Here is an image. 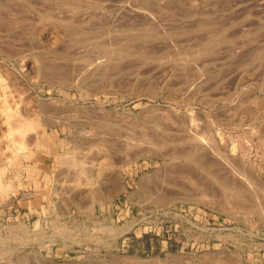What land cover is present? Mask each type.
Listing matches in <instances>:
<instances>
[{
    "label": "rangeland",
    "instance_id": "374dc122",
    "mask_svg": "<svg viewBox=\"0 0 264 264\" xmlns=\"http://www.w3.org/2000/svg\"><path fill=\"white\" fill-rule=\"evenodd\" d=\"M0 50V264H264V0H0Z\"/></svg>",
    "mask_w": 264,
    "mask_h": 264
},
{
    "label": "crops",
    "instance_id": "0c3cea01",
    "mask_svg": "<svg viewBox=\"0 0 264 264\" xmlns=\"http://www.w3.org/2000/svg\"><path fill=\"white\" fill-rule=\"evenodd\" d=\"M43 159L35 164V170L39 176L33 177V189L30 199L26 202L25 216L32 226L33 235L41 226L51 230L54 224H63L67 219L72 218L74 215L73 208L77 204L70 202L68 205L59 199H56L57 183L55 180V173L60 166L57 156H43ZM131 179L127 176L126 182L130 186ZM114 204L111 203L109 207L113 208ZM127 206V200L120 196L116 200V207L123 208ZM87 214H90L87 213ZM44 231V230H43Z\"/></svg>",
    "mask_w": 264,
    "mask_h": 264
},
{
    "label": "bare ground",
    "instance_id": "6f19581e",
    "mask_svg": "<svg viewBox=\"0 0 264 264\" xmlns=\"http://www.w3.org/2000/svg\"><path fill=\"white\" fill-rule=\"evenodd\" d=\"M152 34H153V33H152ZM149 35H150V34H149ZM136 42H137V41H136ZM208 42H209V41H208ZM139 44H140V43H139ZM197 45H198V44H197ZM130 46H131V45H130ZM10 47H11V46H10ZM134 47H135V46H134ZM137 48H138V47H137ZM140 48H141V47H140ZM1 49H3V48H1ZM4 50H6V49H4ZM0 51H1V50H0ZM8 109H10V107H9ZM6 115H7V114H6ZM8 117H10V116L7 115V117H6L7 119H6V121L9 120ZM10 118H12V117H10ZM11 120H12V119H11ZM6 121H5V122H6ZM9 122H10V121H9ZM6 123H7V122H6ZM10 124H11V123H10ZM21 125H22V124H21ZM25 126H26V125H25ZM19 128H20V127H19ZM23 129H24V128H23ZM23 129H22V130H23ZM10 130H11L10 132H12L13 129H10ZM17 130H18V128H17ZM17 130H16V131H17ZM22 130H21V128H20V129L17 131V133H19V134H18L19 136H20V134H23V131H22ZM24 131H25V130H24ZM12 133H13V132H12ZM213 134H214V133H213ZM211 135H212V134H211ZM214 137H215V136H214ZM147 138H148V137H147ZM150 138H151V137H150ZM204 138H205V137H204ZM212 139H213V138H212ZM148 140H149V139H148ZM155 140H156V139H155ZM155 140H154V141H155ZM214 141H215V140H214ZM216 141H218V140L216 139ZM216 141H215V142H216ZM221 141H222V140H221ZM164 143H165V142H164ZM216 144H217V143H216ZM216 144H215V145H216ZM154 145H155V144H154ZM190 145H192V144H190ZM213 146H214V145H213ZM157 147H158V144H157ZM194 147H195V146H194ZM198 147H199V145H198ZM186 148L188 149V147H186ZM218 148H219V146H218ZM153 149H154V148H153ZM181 149H183V147H182ZM181 149H178V151L181 150ZM184 149H185V148H184ZM195 149H196V148H195ZM203 149H204V148H203ZM203 149H201V150L203 151ZM216 149H217V148H216ZM219 149H220V148H219ZM176 150H177V148H176ZM192 150H193V149H192ZM192 150H189V151H192ZM217 150H218V149H217ZM223 150H224V149H223ZM182 151H183V150H182ZM182 151H181V152H182ZM214 151H215V150H214ZM220 151H221V150H220ZM166 152H168V151H166ZM166 152H165V153H166ZM199 152H200V151H199ZM165 153H164V154H165ZM178 153H179V152H178ZM184 153H185V154H184ZM186 153H187V152H185V150H184L183 153H180V156H181V154H184V156H185ZM227 154H228V153H227ZM227 154H226V155H227ZM174 155L176 156V155H179V154H177L176 151H174V149H173V151L170 150L168 153H166L165 155H162V156H164V157H166V156H167V157H172V156H173V157H174ZM206 155H207V154H206ZM180 156H179V157H180ZM184 156L182 155V157H184ZM197 156H198V155H197ZM61 157H62V156H61ZM201 157H202V156H201ZM196 159H197V158H196ZM196 159H195V160H196ZM198 159H199V158H198ZM190 160H191V159H190ZM202 160H204V159H202ZM202 160H201V161H202ZM205 168H206V167H205ZM207 170H208V169H207ZM187 171H188V170H187ZM237 172H238V171H237ZM237 174H238V173H237ZM217 175H218V174H217ZM234 176H235V175H234ZM241 176H242V175H241ZM217 177H218V176H217ZM224 178H225V177H224ZM232 178H233V177H232ZM240 178H241V177H240ZM248 178H249V177H248ZM241 179H242V178H241ZM250 179H251V178H250ZM236 180H237V179H236ZM236 180H235V183H236ZM229 181H230V180H229ZM254 181H255V180H253V182H254ZM250 182H251V181H250ZM197 183H198V182H197ZM227 183H228V179H227ZM239 183H242V182H239ZM246 183H247V182H246ZM193 184H194V183H193ZM199 184H200V183H199ZM199 184H198V185H199ZM202 184H203V183H202ZM202 184H201L200 186L203 188L204 184H203V185H202ZM207 184H208V183H207ZM232 184H234V183H232ZM251 184H252V182H251ZM259 184H260V183H259ZM259 184H258V185H259ZM235 185H236V184H235ZM258 185H257V182H256V181H255V183L253 184V186H254L256 189H257V188H258V189H261V188H259L260 186H258ZM197 187H198V186H197ZM204 187H205V186H204ZM207 187H208V186H207ZM232 187H233V186H232ZM251 187H252V186H251ZM199 188H200V187H199ZM249 188H250V187H249ZM255 188H254V190H256ZM203 189H204V188H203ZM197 190H198V189H197ZM200 190H202V189H200ZM207 190H208V189H207ZM210 190H211V189H210ZM241 190H242V189H241ZM241 190H240V191H241ZM202 191H203V190H202ZM204 191H206V189H204ZM241 193H243V191H242ZM241 193H239V195H241ZM202 194H206V192H204V193H202ZM233 194H234V193H233ZM237 195H238V194H237ZM253 195H254V194H253ZM206 196H208V195H206ZM244 196H246L245 193H244ZM239 197H241V196H239ZM247 197H248V196H247ZM204 198H205V197H204ZM204 198H203V199H204ZM235 198H238V197H235ZM235 198H234V199H235ZM244 198H245V197H244ZM254 198H255V197H254ZM256 198H257V197H256ZM203 199H202V200H203ZM206 199H207V198H206ZM241 199H242V197H241ZM241 199H239V200L241 201ZM239 200H238V201H239ZM243 200H246V198H245V199H242V201H243ZM212 201H213V200H212ZM246 201H247V200H246ZM248 201H249V200H248ZM244 203H245V202H244ZM254 209H255V208H254ZM254 209L252 208V210H254ZM61 230H62V229H61ZM0 239H1V238H0ZM122 257H123V256H122ZM127 257H128V256H127ZM127 257H125V258H127ZM121 260H122V259H121ZM143 260H144V259H143ZM125 261H126V260H125ZM129 261H130V260H129ZM131 262H132V261H131Z\"/></svg>",
    "mask_w": 264,
    "mask_h": 264
},
{
    "label": "trees",
    "instance_id": "16d2710c",
    "mask_svg": "<svg viewBox=\"0 0 264 264\" xmlns=\"http://www.w3.org/2000/svg\"><path fill=\"white\" fill-rule=\"evenodd\" d=\"M146 249L148 250V253H149V252H151V253H155L156 250H157L158 248H157L156 250L153 251V250L151 249L150 245L148 244V245L146 246Z\"/></svg>",
    "mask_w": 264,
    "mask_h": 264
}]
</instances>
